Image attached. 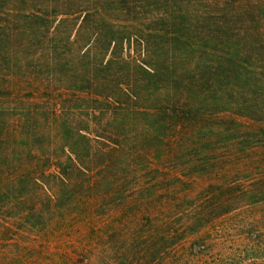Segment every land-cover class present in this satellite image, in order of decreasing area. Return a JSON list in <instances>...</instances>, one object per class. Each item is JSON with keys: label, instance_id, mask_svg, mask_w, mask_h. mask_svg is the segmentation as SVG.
Here are the masks:
<instances>
[{"label": "trees", "instance_id": "obj_1", "mask_svg": "<svg viewBox=\"0 0 264 264\" xmlns=\"http://www.w3.org/2000/svg\"><path fill=\"white\" fill-rule=\"evenodd\" d=\"M0 264H264V0H0Z\"/></svg>", "mask_w": 264, "mask_h": 264}]
</instances>
